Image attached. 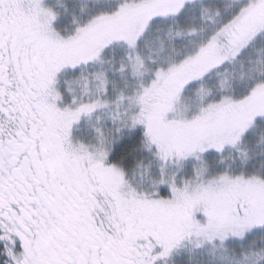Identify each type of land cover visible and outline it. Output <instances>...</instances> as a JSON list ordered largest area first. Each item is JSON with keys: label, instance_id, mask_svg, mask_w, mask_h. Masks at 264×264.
Wrapping results in <instances>:
<instances>
[{"label": "snow or ice", "instance_id": "6c2138e0", "mask_svg": "<svg viewBox=\"0 0 264 264\" xmlns=\"http://www.w3.org/2000/svg\"><path fill=\"white\" fill-rule=\"evenodd\" d=\"M0 264H264V0H0Z\"/></svg>", "mask_w": 264, "mask_h": 264}]
</instances>
